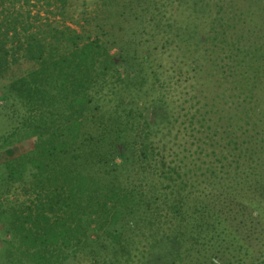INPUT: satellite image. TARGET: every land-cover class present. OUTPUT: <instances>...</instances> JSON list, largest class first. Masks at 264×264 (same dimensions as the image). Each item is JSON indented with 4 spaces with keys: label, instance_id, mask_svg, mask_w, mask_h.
<instances>
[{
    "label": "trees",
    "instance_id": "trees-1",
    "mask_svg": "<svg viewBox=\"0 0 264 264\" xmlns=\"http://www.w3.org/2000/svg\"><path fill=\"white\" fill-rule=\"evenodd\" d=\"M0 101L3 264H264V0H0Z\"/></svg>",
    "mask_w": 264,
    "mask_h": 264
},
{
    "label": "rangeland",
    "instance_id": "rangeland-1",
    "mask_svg": "<svg viewBox=\"0 0 264 264\" xmlns=\"http://www.w3.org/2000/svg\"><path fill=\"white\" fill-rule=\"evenodd\" d=\"M163 1V0H161ZM159 10L161 13H165L166 17H176V15H180L178 11H175V6H164V3H161V6H158ZM100 4L97 1H76L71 4V8L69 11V16L72 17V21H66L65 24H60L66 25L71 27L72 29H75L78 31V33H88V34H94L95 33V26L96 24L94 21L89 20V16H93L97 14V11H99ZM52 13H57L55 10L51 9ZM84 19H87L85 22ZM58 20V19H57ZM111 54L113 56L118 55V51L112 50ZM183 53L176 50V47L174 44H170V47H168L164 52L158 51L155 53L154 56V67L156 69L157 74L160 76V82L163 83L164 81L168 82V78L173 81L176 78H179L183 76L184 72H186L185 66L183 65L184 58L182 57ZM118 60L116 59V62ZM187 86V85H183ZM175 92L178 94H181L183 92V87H180L179 90L175 89ZM167 92L162 91L158 94L159 97H163ZM3 105V104H2ZM1 107V106H0ZM3 107V106H2ZM180 116H184L186 111L182 110L180 111V106L178 108L176 107L175 113H177ZM9 119L5 118V114L3 111L0 109V137L1 135L7 133L11 127L8 124ZM180 123L182 124L184 119L179 120ZM183 127V126H182ZM182 127L180 128L181 135L178 142L182 140L185 135L183 132ZM175 131H178L177 129ZM176 133V132H175ZM179 134V133H178ZM26 152V148L24 147L23 144H13L11 147L7 148H0V172H2V167L4 163L11 161L13 159H16L23 155ZM14 197H17L20 201H24V196L22 192V188L15 186V192H14ZM10 238L8 235H4L0 233V264H3V251L5 249V244L7 241H9ZM73 264H95L92 260H89L87 258H80Z\"/></svg>",
    "mask_w": 264,
    "mask_h": 264
},
{
    "label": "built area",
    "instance_id": "built-area-1",
    "mask_svg": "<svg viewBox=\"0 0 264 264\" xmlns=\"http://www.w3.org/2000/svg\"><path fill=\"white\" fill-rule=\"evenodd\" d=\"M2 105V102L0 101V106Z\"/></svg>",
    "mask_w": 264,
    "mask_h": 264
}]
</instances>
